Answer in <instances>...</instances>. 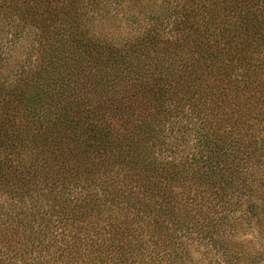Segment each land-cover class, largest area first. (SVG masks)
Instances as JSON below:
<instances>
[{
  "label": "trees",
  "instance_id": "obj_1",
  "mask_svg": "<svg viewBox=\"0 0 264 264\" xmlns=\"http://www.w3.org/2000/svg\"><path fill=\"white\" fill-rule=\"evenodd\" d=\"M234 49L253 52L244 72L227 54ZM263 64L264 0H0V212L7 216L0 222V264H197L193 254L209 244L199 234L203 222L218 223L202 209L192 212L191 171L211 182L208 192L219 201L235 188L226 195L234 193L237 202L225 207L220 224L231 211L258 223L230 234L228 264H264V179L249 183L262 176L253 171L249 179L240 165L217 180L216 164L225 162L209 155L217 138L207 131L205 149L192 159L196 166L186 158L181 177L171 175L168 155L176 149L167 146L165 122L177 116L173 104L190 103L189 93L208 87L206 72H220L231 85ZM223 144L260 146L250 154L264 173V141L259 145L250 125L232 124ZM72 173L81 191L105 179L98 195L106 202L111 192H124L123 180L155 187L163 181L165 190L145 182L154 201L143 192L127 207L138 218L126 224L113 218L106 225L90 201L61 210L55 220L32 208H5L3 195L48 191ZM173 177L190 206L168 192Z\"/></svg>",
  "mask_w": 264,
  "mask_h": 264
},
{
  "label": "rangeland",
  "instance_id": "obj_2",
  "mask_svg": "<svg viewBox=\"0 0 264 264\" xmlns=\"http://www.w3.org/2000/svg\"><path fill=\"white\" fill-rule=\"evenodd\" d=\"M129 31H131L132 35H135L136 32L139 31V28L134 27V29ZM162 34L165 39L171 36L167 30L162 31ZM117 42L120 43L119 40ZM251 44H249V46ZM161 46L164 47L165 45ZM240 46L242 49H245L244 44L241 42ZM242 49H234L227 54L234 58L236 69L244 72L243 63L249 58V52H253L251 49L249 52ZM222 57H224L226 61L228 60L227 55H222ZM20 58H24V55L20 54ZM242 76L245 82L242 80L239 81L240 83L234 82L229 85L228 81L223 80L220 72H218L217 75L211 71L206 72L205 77L208 80L206 82V86H208L207 88H204L201 92L196 93L195 95L189 93V99L187 100H192L190 103L172 105L171 111L177 116L173 117L169 121L165 120V122H167L166 134L168 136L166 140H169L167 146H172L176 149L174 154H169L168 151L166 152V154H169L168 160H171L170 165L168 166V170L171 171V175L175 174L176 177L180 176L179 171H182V168L186 167V165L182 164L187 160L186 158H189V162L192 166H196V162L192 161V159H194V156L199 155V151L201 149H205L204 143H207L208 139L206 135L202 136V134L207 131L209 136L215 135L218 142L217 143L215 141L211 150H209V155L216 156L218 159L221 156L225 162L224 165L220 166L214 163L216 164L217 169L213 174L217 180L223 179L219 177V174L221 173H226L228 177H232V170L240 165H245L246 169L249 170L247 174L249 179L252 176L251 173L253 171L258 176H262L250 179L251 182L249 183H252L254 186L258 184V180L264 179V173L261 171V168L257 167L258 164L256 163V159L250 154L251 152L254 153V150H257L254 147L257 146L261 148L260 146L253 145L250 148H245L243 145L236 144L231 145V149H228L226 146L228 144H223L226 130H230V126L237 121L242 125L247 124L251 126L257 136L259 145H261L264 141V64L260 69L255 70V72L243 73ZM199 96H203V99L201 100ZM200 112H203V114H200ZM198 113L200 114L199 116L197 115ZM160 119L164 121V117H160ZM174 120L179 121L172 122ZM46 158L47 156L44 160ZM44 165L45 164L40 163V166ZM227 165L228 168L226 169ZM72 168L73 162L70 166V169ZM129 170V168L122 169V171ZM44 171L46 172L47 168H45L43 172ZM124 175L125 174L120 175V177H123ZM115 176H119V174H115ZM63 177L64 176L59 177L56 182L57 185H52L50 189L48 188V191L45 190L43 192H37L33 195L28 194L27 192H22L20 193L21 195L19 193H14L13 197L10 196V194L3 195V199H6L5 202L8 203L5 208L12 210L15 213L21 212L23 209L32 208L35 210L37 215L42 214L43 217L47 216L45 217L47 219L52 218L55 220L56 217H60L59 214L61 210L64 211L65 208H72V206L76 204L83 205L90 201L92 203L91 205L100 208V211L104 214V219H106V225H108L109 220L113 218L117 219L122 224H126V221L131 220L129 218L134 217V215L129 216L127 207L131 208L132 202L139 199L143 192L151 196L152 201H154L153 195L148 193V190L146 192L143 189V185L146 180L138 183L131 182L129 179L121 181L125 183L124 192H122L123 190L120 191L121 193L111 192V200L106 202L104 199L100 198V195H98V193L101 192V185L105 179L93 182L94 184H92L90 188H86L85 191H81L77 186L79 179L76 173H72L67 176L68 179L65 182H63ZM174 178L175 177L167 181L169 182L168 192L171 193V190L174 189L173 192L175 193V200L179 199L183 207L186 208V206H190L188 201L185 200L188 197V194H178L181 189L177 186L181 182L175 180ZM200 178L201 176L199 175H193L192 171L190 176H188L189 181L187 183L191 186L190 196L194 200L193 203L197 204V207H193L192 212L200 215L202 212L199 209H202L206 212L207 217L215 216L218 224H216L214 220L203 222V227L201 228L199 234H207L208 238L206 240L208 242L205 243L209 244L206 245L207 248H205L206 246L203 247L201 245L200 250H197L193 254V257L198 261L197 264H228L225 257L229 254V252H232L230 249L234 251L232 241L230 242V234H240L243 231L246 234V230L252 227H257L258 223L256 220L251 223L241 212L231 211L228 220L220 224V218L225 212H227L225 211V207L231 206L237 202V196L234 195V193L226 195L229 192L234 191L235 188H229L225 192V196L218 197L220 199L219 201L217 198L214 199L211 192H208L209 188L211 189V182H208L206 178L204 180H199ZM92 180L94 179H91V181ZM146 184H152L154 188L157 189L162 186L160 189L163 191L165 190V182L163 183V181L157 184V187H155L153 182L150 181H147ZM234 185L237 188L242 185V182L237 181L236 179L234 181ZM139 186L141 187V191L138 190V188H140ZM131 192L134 193L131 194ZM144 199H146V197H144ZM13 201H15V205L10 206L9 203ZM150 203L153 204V202ZM225 203L226 206H224ZM50 213L53 214L50 215ZM6 217V212H0V222L3 221V219L5 221ZM68 217L70 216L66 214L61 215V218H64L65 220ZM134 218L138 217L136 216ZM165 219L166 217L163 216L161 223L162 221L164 222ZM108 237L109 239L112 238L114 243L118 240L116 239L118 238L117 235H110ZM245 237L246 236H242V238ZM129 240L130 239H123L121 242L123 243ZM121 242L120 244H122ZM195 242L198 243V239H196ZM138 243H140V241H138ZM205 250H210V254L204 255Z\"/></svg>",
  "mask_w": 264,
  "mask_h": 264
}]
</instances>
